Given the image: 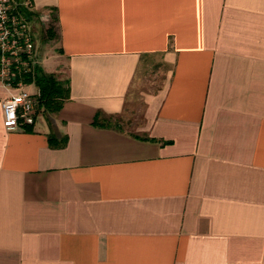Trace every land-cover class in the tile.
I'll return each mask as SVG.
<instances>
[{"label":"crops","instance_id":"obj_1","mask_svg":"<svg viewBox=\"0 0 264 264\" xmlns=\"http://www.w3.org/2000/svg\"><path fill=\"white\" fill-rule=\"evenodd\" d=\"M28 1L68 99L0 115V264H264V0Z\"/></svg>","mask_w":264,"mask_h":264},{"label":"built area","instance_id":"obj_2","mask_svg":"<svg viewBox=\"0 0 264 264\" xmlns=\"http://www.w3.org/2000/svg\"><path fill=\"white\" fill-rule=\"evenodd\" d=\"M20 8L29 11V1L0 0V84L15 91L0 103L1 123L8 131L31 125L35 115V95L24 88L32 83L38 64Z\"/></svg>","mask_w":264,"mask_h":264},{"label":"trees","instance_id":"obj_3","mask_svg":"<svg viewBox=\"0 0 264 264\" xmlns=\"http://www.w3.org/2000/svg\"><path fill=\"white\" fill-rule=\"evenodd\" d=\"M14 1L19 2L20 0ZM19 11L27 21H30L31 18L34 16L32 12L27 11L23 8H20ZM52 38L53 32L51 30V27H47L44 30V40H51ZM31 80L37 89V94L35 96L36 113L51 114L59 111L63 103L68 99L67 81H59L53 74L44 73L41 69H36ZM24 81L28 82L29 79H24ZM92 124H100L104 126L109 125L110 121L103 119L98 120V117L96 115L92 121ZM52 140V137H48V142H51Z\"/></svg>","mask_w":264,"mask_h":264},{"label":"rangeland","instance_id":"obj_4","mask_svg":"<svg viewBox=\"0 0 264 264\" xmlns=\"http://www.w3.org/2000/svg\"><path fill=\"white\" fill-rule=\"evenodd\" d=\"M37 34H38L37 29H35V32H31L32 43H33L34 48L42 47L39 36ZM151 62L152 61H149L148 63H146V65L144 64L141 69H142V72H144V74H148L151 77H153L155 73H157L158 70H161V67L157 66L156 64L155 65L151 64ZM42 68L43 66H41V69ZM149 85L150 87L154 86L153 83L146 82L143 88L147 89ZM27 90L31 92L33 90V87H30V89H27ZM140 105H141V102L136 103L135 106L128 104L127 109L125 110L124 114L118 118L119 126L122 129L132 130V126L134 125L135 121L138 119L139 114H140V108H141Z\"/></svg>","mask_w":264,"mask_h":264}]
</instances>
